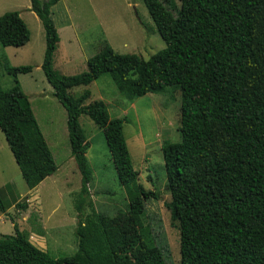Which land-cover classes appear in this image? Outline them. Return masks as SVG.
<instances>
[{
  "label": "trees",
  "instance_id": "16d2710c",
  "mask_svg": "<svg viewBox=\"0 0 264 264\" xmlns=\"http://www.w3.org/2000/svg\"><path fill=\"white\" fill-rule=\"evenodd\" d=\"M58 0H29L42 26L39 65L52 96L65 111L69 153L81 175L74 204L75 249L52 256L12 224L0 234V264H104L84 247L82 211L88 196V143L78 123L86 115L102 132L125 211L98 219L111 264H168L143 235V201L158 199L137 181L122 132L124 117L108 116L101 100L85 101L87 85L108 74L127 102L146 93L179 89V137L163 140L165 206L178 230L177 264H264V0H141L165 47L142 59L108 44L71 75L52 68L58 35L50 7ZM29 31L17 11L0 14V46H21ZM13 84L0 87V131L25 185L31 189L56 170L52 154L16 78L29 65H4ZM24 208L25 204H18ZM0 196V211L5 210Z\"/></svg>",
  "mask_w": 264,
  "mask_h": 264
},
{
  "label": "rangeland",
  "instance_id": "374dc122",
  "mask_svg": "<svg viewBox=\"0 0 264 264\" xmlns=\"http://www.w3.org/2000/svg\"><path fill=\"white\" fill-rule=\"evenodd\" d=\"M172 3L178 6V0ZM6 11L18 12L29 31V40L21 46H0V87L13 84L4 65L31 67L28 73L16 78L28 97L56 170L29 189L0 131V196L6 206L0 211V234H12L14 223L37 248L52 256L70 255L76 245L74 204L81 175L69 153L63 108L50 93L39 67L44 49L42 26L29 10V0H0V14ZM51 12L58 35L51 65L59 74L86 70V59L103 43L117 53H134L142 59L165 47L141 0H58ZM84 90L89 92L91 101L104 103L110 118L127 119L122 123V132L132 168L137 172L136 181L158 195V199L143 201V235L156 246L166 263L177 264L178 230L165 206L169 193L160 145L163 140L173 142L179 137L178 86H167L161 93H146L129 103L110 76L102 74L87 85L70 88L74 94ZM78 123L88 143L85 157L90 169L81 220L84 247L93 260L111 264L113 260L98 219L92 214L112 217L125 211L126 198L101 130L84 114L78 116Z\"/></svg>",
  "mask_w": 264,
  "mask_h": 264
},
{
  "label": "crops",
  "instance_id": "0c3cea01",
  "mask_svg": "<svg viewBox=\"0 0 264 264\" xmlns=\"http://www.w3.org/2000/svg\"><path fill=\"white\" fill-rule=\"evenodd\" d=\"M58 2V1H57ZM53 6V5H52ZM51 6V7H52ZM51 7H50V17H51V14H52V12H51ZM52 19V18H51ZM57 31V30H56ZM29 40V39H28ZM44 40V39H43ZM28 43V42H27ZM26 44V43H25ZM25 44H23V45H25ZM57 48V47H56ZM50 87V86H49ZM50 93H51V88H50ZM90 96V95H89ZM91 100L89 99V97H88V99L85 101V103H88V102H90ZM60 105V104H59ZM61 106V105H60ZM62 107V106H61ZM33 112V111H32ZM63 112H64V115H65V111H64V109H63ZM34 114V113H33ZM36 119V118H35ZM65 120H66V115H65ZM37 122V121H36ZM48 146V145H47ZM69 147V146H68ZM41 182V181H40ZM39 182V183H40ZM33 189V188H32ZM35 190V189H34Z\"/></svg>",
  "mask_w": 264,
  "mask_h": 264
},
{
  "label": "water",
  "instance_id": "95a60500",
  "mask_svg": "<svg viewBox=\"0 0 264 264\" xmlns=\"http://www.w3.org/2000/svg\"><path fill=\"white\" fill-rule=\"evenodd\" d=\"M60 264H67L66 262H62V263H60Z\"/></svg>",
  "mask_w": 264,
  "mask_h": 264
}]
</instances>
